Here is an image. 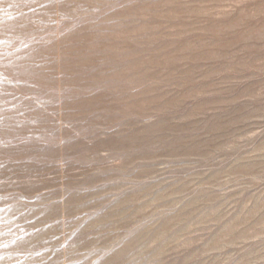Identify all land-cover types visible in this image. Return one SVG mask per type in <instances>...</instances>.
<instances>
[{
  "label": "rangeland",
  "instance_id": "374dc122",
  "mask_svg": "<svg viewBox=\"0 0 264 264\" xmlns=\"http://www.w3.org/2000/svg\"><path fill=\"white\" fill-rule=\"evenodd\" d=\"M0 264H264V0H0Z\"/></svg>",
  "mask_w": 264,
  "mask_h": 264
}]
</instances>
